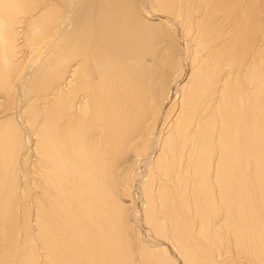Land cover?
I'll list each match as a JSON object with an SVG mask.
<instances>
[{
    "label": "bare ground",
    "instance_id": "1",
    "mask_svg": "<svg viewBox=\"0 0 264 264\" xmlns=\"http://www.w3.org/2000/svg\"><path fill=\"white\" fill-rule=\"evenodd\" d=\"M169 248L264 264V0H0V264Z\"/></svg>",
    "mask_w": 264,
    "mask_h": 264
},
{
    "label": "rangeland",
    "instance_id": "2",
    "mask_svg": "<svg viewBox=\"0 0 264 264\" xmlns=\"http://www.w3.org/2000/svg\"><path fill=\"white\" fill-rule=\"evenodd\" d=\"M142 230H143L144 232H143ZM142 230H141L142 233H145V232L147 231V230L145 231L144 228H142ZM169 250H170V251H169ZM168 251H169L170 255H172L171 257L174 258V259H176V262L178 261V264H182L181 262H179V260H177V259H179V258H178V256L176 255V253L174 254V252L172 251V249L169 248ZM171 252H172V253H171ZM173 254H174V255H173ZM175 255H176V256H175Z\"/></svg>",
    "mask_w": 264,
    "mask_h": 264
}]
</instances>
